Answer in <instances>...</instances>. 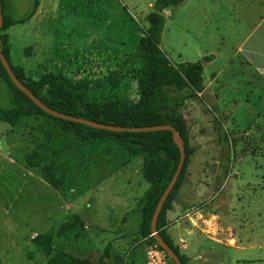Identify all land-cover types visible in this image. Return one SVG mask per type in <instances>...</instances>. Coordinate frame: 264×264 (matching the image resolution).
Returning a JSON list of instances; mask_svg holds the SVG:
<instances>
[{
    "label": "rangeland",
    "instance_id": "obj_1",
    "mask_svg": "<svg viewBox=\"0 0 264 264\" xmlns=\"http://www.w3.org/2000/svg\"><path fill=\"white\" fill-rule=\"evenodd\" d=\"M156 1L38 0V9L28 22L5 32L10 62L34 80L54 73L73 81H88L87 99L99 107L110 102L134 103L143 66L137 45L147 27L145 18ZM244 1L186 0L177 8L166 9L161 49L173 64L218 55L215 63L203 67L207 84L210 73L221 69L234 55L238 5ZM32 6L33 0H8L15 20L26 16ZM241 70L233 59L219 76L217 105L212 96L203 95L185 107L189 151L171 193L174 201L191 197L199 184L208 182L215 193L225 180L223 221L236 230L243 246L255 247L236 252L237 258L264 264V85L247 84L250 75ZM112 73L119 76L117 87L109 82ZM13 106L12 92L0 75V108ZM226 110L230 116L219 113ZM243 132L246 134L232 151L224 137ZM35 149L43 165L61 169L66 175L58 192L67 200V207L61 214L54 208L49 222L43 205L50 191L30 179L16 203L22 205L18 207L21 214L16 208L8 211L10 199L4 196L10 192L0 185V264H45L42 249L23 241L16 250L14 243L31 232L55 235L60 224L87 205L98 212L99 225L93 215H87L84 231L54 237V249L85 256L96 264L113 250L121 253V264L132 262L138 252L146 256L154 243L141 230L140 213H131L148 187L141 173L143 152L105 142L73 141L69 133L46 118L24 117L13 127L0 122V178L18 167L41 180L38 170L27 168L24 161ZM76 200H82V205ZM196 208L204 215L217 213L218 198L212 202V210L202 198ZM115 236L119 240H112ZM225 253L227 258L234 255L231 250ZM206 256L217 260L218 250Z\"/></svg>",
    "mask_w": 264,
    "mask_h": 264
},
{
    "label": "trees",
    "instance_id": "obj_2",
    "mask_svg": "<svg viewBox=\"0 0 264 264\" xmlns=\"http://www.w3.org/2000/svg\"><path fill=\"white\" fill-rule=\"evenodd\" d=\"M185 1L157 0L153 5V10L145 18L147 27L143 29L137 45L143 66L136 81L138 98L134 103L110 102L99 107L87 99L90 87L88 81H73L61 74L54 73L42 74L37 80H34L26 75L22 67L11 64L10 45L5 32L13 25L28 22L38 9V0H33L31 11L19 20L13 19L10 15L8 0H0L3 17V24L0 29L1 52L17 79L49 109L111 126L132 128L172 126L182 138L185 156H187L189 129L185 124L184 109L193 101L200 100L199 94L204 90L202 77L204 64L213 61L215 56H206L203 61L194 63L173 64L161 49V34L165 24L163 13L168 8L181 6ZM0 75L10 88L14 98L12 108H0V122L13 127L24 117H43L53 122L59 130L69 133L73 141L84 144L105 142L117 146H128L133 150L143 152L141 173L148 187L137 202L135 210L131 213H140L142 232L145 230V237L157 244L150 232L151 217L160 197L174 176L180 160L179 150L173 142L171 132L114 133L54 118L35 106L27 96L12 84L1 63ZM109 82L112 86L117 87L119 76L116 73L110 74ZM244 134L246 132L228 134L224 140L229 143V147L234 151ZM24 161L27 168L38 170L41 179L51 189L55 191L62 189L66 175L61 169L51 165H43L37 149L33 150ZM225 174L227 176L228 168H225ZM173 202L174 198L171 193L163 205L156 229L180 262L185 264V258L180 255L178 249L166 237L164 229L166 226L165 215ZM84 229L85 224L81 217L73 214L59 225L55 235L51 233L39 234L31 239V243L42 249L47 257L45 264H96L85 256L56 250L52 246L54 237L62 238L69 234L84 231ZM159 249L163 251L160 247ZM166 257L169 259L167 255ZM169 262L174 264L170 259Z\"/></svg>",
    "mask_w": 264,
    "mask_h": 264
},
{
    "label": "crops",
    "instance_id": "obj_3",
    "mask_svg": "<svg viewBox=\"0 0 264 264\" xmlns=\"http://www.w3.org/2000/svg\"><path fill=\"white\" fill-rule=\"evenodd\" d=\"M238 7V18L235 23L238 40L234 55L221 69L210 73L209 82L204 85L203 92L199 94L200 98L203 95L212 96L216 105L220 98V88L216 85L217 80L220 75L228 70L233 59L239 62V66L242 69L241 72L249 73L250 80L246 82L247 84L250 85L258 82L264 85V0H246L241 2ZM218 58V55H215V59L206 63L204 67L212 65ZM219 113H228L229 116L231 115L227 110ZM13 166H16V164L13 163ZM226 178L227 177H225V179ZM30 179L33 180V182L35 181L43 189H48L46 191H50V196L47 198L48 200L44 202L43 212L48 216V221L51 222L52 212H54L53 209L58 208V212L61 214L67 207V200L63 198L58 191L51 189L42 179H38L35 174L31 175L18 167L8 172L5 177L0 178V185L3 186L6 192H10V194L4 196L5 199H10L8 211L16 208L21 214L18 207L22 205L20 204L19 206V203H16L20 202L19 197L24 194V189L29 187ZM10 181L12 182L11 184ZM126 186L130 188L132 186L131 182L127 181ZM225 187L226 181L224 180L218 184L217 192L213 193L211 182L199 184L195 195L186 198L180 197L179 200L172 203L170 209L166 212V226L164 228L166 237L173 246L178 249L180 255L185 258V264H251L255 262H245L237 258L236 252L245 249H253L255 247L243 246L236 230L227 226L223 221L222 211L225 207L223 192L225 191ZM200 198L208 205L209 210H212V202L214 199L218 198L219 212L215 213L214 211H208L204 215V213L196 208V202L200 200ZM81 201L82 200H76V204L77 202L81 203ZM8 211L6 213L7 215ZM78 215L84 223V217L93 215L97 225H99L98 212L92 211L91 206H81ZM123 229L124 228L121 230ZM115 233H117V231ZM36 235V232H31L28 236L25 235L20 241L14 243V248L20 250L21 242L31 243V239ZM118 238L115 236L112 240H119ZM214 250H218L219 253L217 260L209 259L206 256L207 253ZM227 250H231L234 253L231 258L226 257L225 252ZM136 254V256H134L135 259L132 258L133 260H131L132 262L129 264L145 262L143 254H139V252ZM120 255L121 253L119 251L113 250L112 253L104 257L100 264H121L123 262L122 258L120 260L118 257ZM133 261L135 262L133 263Z\"/></svg>",
    "mask_w": 264,
    "mask_h": 264
},
{
    "label": "water",
    "instance_id": "obj_4",
    "mask_svg": "<svg viewBox=\"0 0 264 264\" xmlns=\"http://www.w3.org/2000/svg\"><path fill=\"white\" fill-rule=\"evenodd\" d=\"M3 24V17H2V12L0 9V29ZM0 63L4 70L6 71L7 75L9 76L12 84L20 91L22 92L25 96H27L34 104L37 106L39 109H41L43 112L46 114L57 118L61 120H66L69 122L73 123H78L81 125H85L90 128L98 129V130H105L109 132H114V133H121V132H126V133H144V132H161V131H168L171 132L173 142L176 145V147L179 150L180 154V160L178 167L174 173V176L172 177L171 181L169 182L167 188L164 190L162 196L160 197L156 208L153 212V215L151 217L150 221V232L151 236L154 238L156 241L157 245L164 251V253L169 257V259L174 263V264H182L179 260V258L176 256V254L169 248V246L164 242V240L160 237L159 232L156 229L157 226V221L159 218V215L162 211L163 205L171 193L178 177L181 172L182 166L184 164V159H185V152H184V142L182 138L178 135L177 131L175 128L172 126L168 125H162V126H148V127H139V128H132V127H121V126H111V125H105L93 121H88L83 118H77L74 116L66 115L59 113L57 111L49 109L47 106H45L43 103H41L14 75L9 63L3 56L1 52V47H0Z\"/></svg>",
    "mask_w": 264,
    "mask_h": 264
},
{
    "label": "built area",
    "instance_id": "obj_5",
    "mask_svg": "<svg viewBox=\"0 0 264 264\" xmlns=\"http://www.w3.org/2000/svg\"><path fill=\"white\" fill-rule=\"evenodd\" d=\"M144 264H170L166 254L161 251L157 244H154L146 251Z\"/></svg>",
    "mask_w": 264,
    "mask_h": 264
}]
</instances>
